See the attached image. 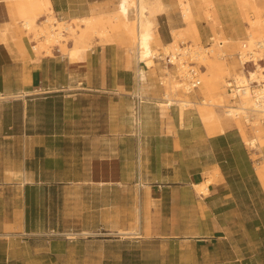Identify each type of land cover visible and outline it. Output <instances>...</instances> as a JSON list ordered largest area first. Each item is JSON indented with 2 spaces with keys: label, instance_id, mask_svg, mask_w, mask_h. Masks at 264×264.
<instances>
[{
  "label": "crops",
  "instance_id": "obj_1",
  "mask_svg": "<svg viewBox=\"0 0 264 264\" xmlns=\"http://www.w3.org/2000/svg\"><path fill=\"white\" fill-rule=\"evenodd\" d=\"M19 1L22 0H0V24H8L0 38V94L29 92L31 94L24 96L29 97L62 91H95L122 97L126 89L136 86L131 89L130 97L138 118L135 144L137 138L138 143L140 139L141 160L140 166L138 161L134 187L127 188L130 196L125 219L128 217L127 222L132 226L119 230L137 229L139 235L122 238L115 234L120 243L129 241L139 246L136 249L142 248L141 257L149 253L156 259L153 264H235L239 260L238 253L264 240V186L255 174L258 190L263 196L256 200L261 196L254 197L251 187L247 190L238 184V178L244 177L243 162L248 161L251 171L253 161L249 151L244 152L241 165L236 159L235 144L226 136L230 135L231 127L222 129L220 122L209 118L211 111L195 106L183 110L182 115L179 108L173 106L168 107L164 115L159 109V116L154 114L152 119L149 115L140 122L146 94L139 86L143 82L138 80L137 74L140 63L128 56L132 44L128 32L116 24H107L108 36L90 35V49L85 48L74 59L68 58L57 46L36 52L33 46L37 41L33 39V33L23 27L17 13ZM48 1L57 21H65L78 30L76 19L113 12L118 0ZM208 1L224 36L238 38V31L243 32V29L234 27V17H238L240 24L243 22L236 0ZM163 3L165 10L156 15L155 33L160 42L167 43L172 39L171 30H182L184 25L176 0H163ZM194 7V26L198 38L203 40L210 36L211 30L204 19L203 7H197V1ZM232 11L236 14L232 15ZM41 12L38 22L46 18L45 12ZM66 33L64 31V36ZM60 44L71 48L73 41L68 38ZM138 94L142 96V103L137 106L135 96ZM18 100L21 98L12 101ZM10 129L9 112L0 108V227L15 223L10 218L9 208L15 202L13 194L18 188L22 199L19 233L23 235L30 233L33 225L30 205L35 186L26 183L24 168L16 172L20 181L14 180L10 174L14 171L2 160L15 145L23 157L26 149L33 145L26 137L11 133ZM194 131L199 136L194 135L197 134ZM238 142L243 144L240 136ZM44 149L39 146L36 153L44 154ZM262 153L264 160V146ZM216 168L218 174H214ZM209 175L213 180L208 184L206 194L199 193L194 185L203 183ZM116 187L121 189L123 185ZM242 193L247 194L248 200L241 199ZM247 209L254 211L252 218L248 217ZM116 258L120 259V256Z\"/></svg>",
  "mask_w": 264,
  "mask_h": 264
},
{
  "label": "rangeland",
  "instance_id": "obj_2",
  "mask_svg": "<svg viewBox=\"0 0 264 264\" xmlns=\"http://www.w3.org/2000/svg\"><path fill=\"white\" fill-rule=\"evenodd\" d=\"M190 1L193 22L195 19L194 5L197 1V7H203L204 15L207 16V18L204 16V19L211 30V34L203 40H200L198 36L193 40L191 37L192 32L187 30V25L184 23V29L171 30L172 39L174 37L176 46L186 47L188 44L193 46L194 43H198L197 45L202 50L205 49L204 51L208 52L210 47L213 48L211 43L217 42L226 36L222 33L221 25L212 15V5L208 0H203L204 3H202V0ZM248 1L249 4H253V6L250 4L253 10L250 5L244 10L241 4H238L239 0H236L239 10L240 7L242 9L240 13L241 18H244L242 24L245 27L239 23L238 17H234V27L237 30L243 29V32L238 31V38L235 39H245L248 18L260 19L264 22V0ZM176 5L182 21L177 1ZM243 11L246 13H243ZM234 14L236 12L232 11V15ZM155 19L156 17L154 18V32ZM76 22L79 24V21ZM40 23L36 22L39 27L45 25ZM262 24L264 25V23ZM38 26H34L35 30L37 28V32L40 31ZM66 32V39L71 38L70 29H67ZM216 33H219V36ZM177 34L179 35L175 37ZM106 36H108V33H106ZM155 36L158 35L155 33ZM212 37H214L213 40H211ZM34 39L37 43H43L41 34ZM132 44L129 47L130 53L128 51V56L133 58L135 62L136 57L134 50H132ZM54 46H58L60 51L66 54L65 46H60L58 43H55V45L51 43V45L45 46V49L49 51ZM170 49L166 51L171 54ZM229 49L230 47L223 49L224 54L221 62L223 61L227 67L231 68V62L227 55ZM188 50L190 52L194 48ZM180 53L182 52L180 51ZM164 56L165 50L159 49L154 59L155 64L152 67L146 68L140 63V69L143 71V77L141 75L140 78L143 82L139 86L144 88L146 94L141 107L140 122L147 119L149 115L152 119L154 114L159 116L157 112L159 109L161 115H164L165 111L168 110L165 106H159L160 103L169 102L163 96L166 91L165 87L168 85L165 72L172 73L177 66L176 68L170 65L165 66L162 61ZM182 59L186 65L192 64L198 70L201 80L198 87L202 86L200 72L202 69L204 71V68L200 65L199 59L192 58L191 54L182 56ZM234 59L238 64L237 57ZM258 63L264 66V59L258 61ZM245 69L253 71L252 62H249ZM178 79L180 80L179 77ZM231 79H233L231 75L226 78L228 82ZM184 81L185 78L182 77L181 82L184 83ZM159 82L162 84L160 85ZM135 87L134 84L133 88L126 89L122 97L111 96V93L108 92L62 91L24 98L19 97L21 100L18 101H12L13 99H19L17 97V99H0V108L9 112V123L12 126L9 131L26 137L33 145L32 148L26 149L24 157L18 152L15 145L9 154L6 153L2 161L9 169L14 171L10 173L14 180L19 179L18 181H20L19 173L16 172L24 168L26 183L35 186L32 192V204L30 205L33 210V225L30 227V233L23 235L19 233L21 232L19 220L22 211L20 189L17 188L13 194L15 202L10 206L9 212L10 218L15 223L0 227V264H153L155 262L156 259L151 257L149 253L141 257L140 250L142 248L136 249L139 246L133 245L129 241L120 243V238L113 233L127 226H132L131 223L127 222L130 219L128 217L125 219V216L126 203L128 196H130L127 188L134 187L139 161L138 138L135 144V138L138 134V118H136L132 109L130 97V94H132L131 89ZM251 87L256 88L258 86L254 83ZM180 89L184 92L183 87ZM222 89L224 104H231L232 101L227 95L225 84ZM187 96L192 99L188 98V100L193 102L191 95L188 94ZM194 101L193 106L188 105L184 107V110L195 106L196 109L205 108L211 111L216 117L218 116L217 111L223 115V107L217 110L214 106H203L196 100ZM170 106L179 108L176 104ZM154 110L156 113L153 112ZM132 116H134V123ZM257 118L260 120V114L257 115ZM236 122L238 126H242L247 139L255 136L257 132L252 129L251 122L245 121L241 116L239 119L231 121L229 126L223 127L232 128L230 135L227 134L226 136L235 144L234 155L239 160L240 165L243 162L242 158L245 159L244 152L247 151L250 152V158L253 161L251 171L248 161L245 159L243 162L241 170L244 177L238 178V184L242 188L246 187L247 190L251 187L254 197L261 196L256 200L262 199L263 196L258 190L257 177L255 176V166L257 161L263 160L264 138L259 141L261 154L249 145L239 143L240 134ZM260 125V131L264 136V127L262 124ZM194 133L197 132L194 131ZM194 135L199 136L198 133ZM220 143L222 145L224 141H220ZM39 146L45 147L44 154L36 153V148ZM200 146L209 147V145ZM243 146L246 149L243 150ZM120 184L123 185L121 189L116 187ZM241 199L243 201L248 200L247 194L242 193ZM250 210L247 209V214L249 218H252L254 211ZM82 232L88 234L81 235ZM70 234L75 237H69ZM119 256L120 259H117L116 257ZM238 259L235 264H264V240H259L247 246L242 253H238Z\"/></svg>",
  "mask_w": 264,
  "mask_h": 264
},
{
  "label": "bare ground",
  "instance_id": "obj_3",
  "mask_svg": "<svg viewBox=\"0 0 264 264\" xmlns=\"http://www.w3.org/2000/svg\"><path fill=\"white\" fill-rule=\"evenodd\" d=\"M176 1L181 11L180 13L183 24L185 23L187 25V30L192 32L193 35L191 37L194 40L197 35H196L194 22L192 19L191 1L190 0H176ZM202 3H204L203 0ZM239 3L241 4V7L244 10L245 8L247 9L248 6L251 4V3L249 4L248 0H239L238 4ZM251 5L253 6V4ZM251 5L250 7L253 10ZM49 7L50 6L48 0H22L17 3V13L20 16L22 25L29 32L33 33V39L37 38L39 34L43 36V43L42 44L37 43L33 46V49L36 52L41 50L43 47L44 49L42 50H46L45 48L48 45H51V43H53V45H55V43L56 44L58 43V45L60 46L63 47L65 46L64 48H66V55L68 56V58L74 59L85 48L90 47V44H88V39L90 38V35H92V33L99 37H107L106 36L107 24L113 23V25L116 24L118 26H121L133 38L134 43L132 44L133 45L132 50H134L137 63H142L143 66H145L146 68L152 67L155 64L154 59L158 54V50L162 49L165 50V55H170V60L174 64L175 68L177 66L174 72L173 71L172 73L168 71L165 72V74L167 75L165 78L166 81H168V85H166L167 87H165L166 91L163 96L169 102L160 103L159 106L161 107L165 106L168 108L171 104H176L179 106L180 115H182L184 107L188 105H192V106L194 105L195 102L194 100H196L200 105L203 106H214L215 108H217V110L223 107L222 110L223 115H221L217 111L218 114L217 117L220 120L219 122H221V125H223V127L229 126L231 121H233L234 119H239L240 116L246 118L248 115H250L252 119V121H250L251 127L254 130V132H257V134L247 139L245 137V132L242 129V126L241 125L238 126L236 122L238 126V131L244 144L249 145L251 148H254L255 151H258L259 153L261 152L259 147L260 145L259 141L262 138H264V136L261 133L262 131H260L261 121L257 118V115L259 116V114H261L257 101L259 99L264 100V66H261L258 63V61L264 59V25L262 24L264 22H262V20L248 18L247 20L248 27H247L245 39H229L227 37H223L219 41L211 43V46H213V48L210 47L209 51L206 52L204 51L205 49L202 50V48L197 45L198 43L197 44L194 43L195 45L193 46L188 44L186 47L176 46V44H174L175 43L174 37L172 41L167 42L165 44H162V42H160L158 36H155V32H154V18L158 13L164 11L165 5L162 0H118L117 8L113 12L107 14H101L97 16H88V17L83 16L82 18H78L76 20L74 19L75 21H79V24H77L78 30L74 29L72 27L73 25L71 26L70 24H66L65 21H57L53 17L52 11L51 9H49ZM241 7L240 10L242 11ZM255 10L257 11L256 8ZM41 11H46L45 12L46 18H44L43 22H41L45 24V25L43 24L44 25L43 27L42 26L39 27L38 24H36V22H38L37 21L38 16ZM243 13L246 12L243 11ZM255 14L259 15L257 13ZM42 16L44 17V15ZM204 16H206V14ZM34 26H38L40 31L37 32V28L35 30ZM7 27H8L7 23L0 24V35H1L0 38H2V35L4 34V31ZM67 29H70L71 32L70 39L73 41L71 48L66 47V44H60L61 41L63 42L67 41L66 39L67 36L65 35L66 36L65 37L64 34L62 33ZM178 35L179 34H177L175 37H177ZM186 35H188V33H186ZM216 35L219 36V33H216ZM213 39L214 37L211 38V40ZM258 44H263V45L259 47ZM91 45L93 44L91 43ZM227 47H230L229 53L227 55L231 62V68L227 67L226 64L223 63V61L221 62V60H223L222 56L224 54L223 49ZM169 48H171L170 49L172 51L171 54L170 52L166 51ZM189 48H194V50L189 52L188 50ZM180 51L182 53H180ZM246 53H250V56L245 57V59H240V60L237 59L238 62L237 64L234 59L236 57L235 55L240 54L242 56H245ZM181 54L182 56L191 54L192 58H196L197 60L199 59V61L201 62L200 65L204 68V71H202L203 69L201 68L202 70L200 72L202 79V86L198 87L197 90L194 89L195 91L189 90L188 86L185 84V81L184 83L181 82L182 77H184L185 79L186 77H188L187 74L188 65H186L183 62ZM242 60L251 61L254 66V70L248 71L247 73L245 71V65L243 64ZM137 74L139 79L141 80L142 78H140V76L143 74V71L140 69V67H138ZM230 75L233 77V80L237 85V87H239L238 88L239 90L234 94L233 93L229 94L227 92V95L229 96V99L232 102L231 104L226 105L224 104L225 100L224 97L222 96V91H223L222 87L224 86V84L227 86L230 83V81L228 82V80H226L227 76ZM178 77L180 78V80L178 79ZM254 83L258 87L252 88L251 85H253ZM181 87H183L184 92L181 91L180 89ZM45 92H49V91H45ZM35 93H39V92L36 91ZM28 94L31 93L22 92V93H14V94H0V99L16 98V97L19 98V97H24ZM188 94H190L191 97L193 98V102L188 100V98L191 99L189 96H187ZM168 95H170L172 98L171 97L169 98ZM208 116L209 118H212L215 121L218 120L217 117L213 115L212 112L208 113ZM246 121L249 122V120ZM138 144H139L138 149H139V162H140L141 160L140 139ZM255 171L258 178L259 177L261 178V179L259 178L260 182L264 185V160L256 162ZM214 174H218L217 168L215 169ZM212 180H213V176L209 175L208 178H206L203 183L199 185H194V187L199 193L206 194L207 186ZM136 230H130V231L119 230L113 233L121 236L122 238L138 237L139 233ZM86 234L88 233L87 232L81 233V235H86ZM69 237L74 238L75 236H73V234H70Z\"/></svg>",
  "mask_w": 264,
  "mask_h": 264
},
{
  "label": "built area",
  "instance_id": "obj_4",
  "mask_svg": "<svg viewBox=\"0 0 264 264\" xmlns=\"http://www.w3.org/2000/svg\"><path fill=\"white\" fill-rule=\"evenodd\" d=\"M259 45V47L260 46H262L263 44H258ZM247 56H250V53H246V55L245 56H242V55H236V57H237V59H245V57H247ZM250 58V57H249ZM162 61H163V63H165V66H168V65H170V66H174V64L171 62V60H170V55H165L164 56V58L162 59ZM243 61V64L246 66L249 62H251V61H244V60H242ZM245 71L248 73V71L245 69ZM187 74H188V77H186V79H185V84L188 86V88H189V90H194V89H196L198 86H199V84H200V79H199V74H198V70L191 64V65H189L188 66V68H187ZM140 80V79H139ZM142 81V80H141ZM140 81V82H141ZM230 81V83L226 86V90H227V92L229 93V94H234V93H236L239 89V87H237V85L235 84V82H234V80L233 79H231V80H229ZM159 84L161 85L162 83L161 82H159ZM135 101L137 102V106H138V104H140V103H142V96H139V94L138 95H136L135 96ZM257 104L259 105V109H260V112H261V114H260V121H261V124L263 125V127H264V100L263 99H259L258 101H257ZM249 114V113H248ZM247 118V119H246ZM246 118H244V119H246V120H249V122L252 120L251 119V117H250V115H248ZM245 120V121H246ZM248 122V121H247Z\"/></svg>",
  "mask_w": 264,
  "mask_h": 264
}]
</instances>
